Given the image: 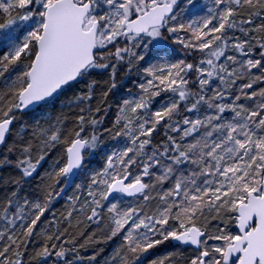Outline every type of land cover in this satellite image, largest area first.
Listing matches in <instances>:
<instances>
[{
	"label": "snow or ice",
	"instance_id": "1",
	"mask_svg": "<svg viewBox=\"0 0 264 264\" xmlns=\"http://www.w3.org/2000/svg\"><path fill=\"white\" fill-rule=\"evenodd\" d=\"M0 264H264V0H0Z\"/></svg>",
	"mask_w": 264,
	"mask_h": 264
},
{
	"label": "trees",
	"instance_id": "2",
	"mask_svg": "<svg viewBox=\"0 0 264 264\" xmlns=\"http://www.w3.org/2000/svg\"><path fill=\"white\" fill-rule=\"evenodd\" d=\"M161 252H163V249H161Z\"/></svg>",
	"mask_w": 264,
	"mask_h": 264
}]
</instances>
